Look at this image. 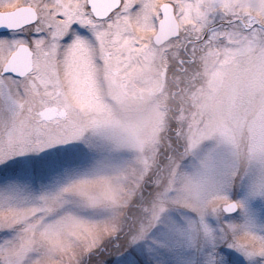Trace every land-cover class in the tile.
<instances>
[{"label":"rangeland","instance_id":"374dc122","mask_svg":"<svg viewBox=\"0 0 264 264\" xmlns=\"http://www.w3.org/2000/svg\"><path fill=\"white\" fill-rule=\"evenodd\" d=\"M219 3L264 14V0ZM241 39L120 68L129 86L112 76L93 94L57 178L0 181V264H215L233 233L264 236V43ZM163 62L164 92L133 99L149 76L159 87Z\"/></svg>","mask_w":264,"mask_h":264},{"label":"snow or ice","instance_id":"6c2138e0","mask_svg":"<svg viewBox=\"0 0 264 264\" xmlns=\"http://www.w3.org/2000/svg\"><path fill=\"white\" fill-rule=\"evenodd\" d=\"M235 15L219 0H0V181L57 178L117 69L149 53L185 64L236 39L264 43V14ZM219 252L215 264H264V236L233 233Z\"/></svg>","mask_w":264,"mask_h":264},{"label":"flooded vegetation","instance_id":"af4514ba","mask_svg":"<svg viewBox=\"0 0 264 264\" xmlns=\"http://www.w3.org/2000/svg\"><path fill=\"white\" fill-rule=\"evenodd\" d=\"M169 62H171L170 59H169ZM168 69L169 68H167L165 62H163V65L160 66V74H159V77H158L159 87H157L155 89L153 88V84L154 83L150 79V76L147 78L146 81L142 82V84L135 85L134 86V92L132 93L133 99H137V100L143 102L144 101V97H148L149 98V96L154 95L155 93L156 94L163 93L164 90H165L166 74H167V70ZM113 78L115 79L116 83L119 84L120 88H122L123 90H126L127 86H129L127 81L123 80V76L121 75L119 69L114 71ZM144 91L146 93H144ZM144 94H146L147 96H144Z\"/></svg>","mask_w":264,"mask_h":264},{"label":"water","instance_id":"95a60500","mask_svg":"<svg viewBox=\"0 0 264 264\" xmlns=\"http://www.w3.org/2000/svg\"><path fill=\"white\" fill-rule=\"evenodd\" d=\"M175 32V25L170 26V28L166 29L164 33L161 34L160 40L164 41L167 39L169 35H173ZM222 211L226 215H232L235 214L237 211V205L234 202H231L225 206L222 207Z\"/></svg>","mask_w":264,"mask_h":264}]
</instances>
